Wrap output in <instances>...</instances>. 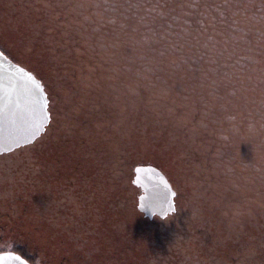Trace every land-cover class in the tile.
I'll return each mask as SVG.
<instances>
[{
	"label": "rangeland",
	"instance_id": "374dc122",
	"mask_svg": "<svg viewBox=\"0 0 264 264\" xmlns=\"http://www.w3.org/2000/svg\"><path fill=\"white\" fill-rule=\"evenodd\" d=\"M1 42L50 99L43 154L0 170L42 264H264V0H0ZM138 161L173 212H138Z\"/></svg>",
	"mask_w": 264,
	"mask_h": 264
},
{
	"label": "water",
	"instance_id": "95a60500",
	"mask_svg": "<svg viewBox=\"0 0 264 264\" xmlns=\"http://www.w3.org/2000/svg\"><path fill=\"white\" fill-rule=\"evenodd\" d=\"M44 115L49 119L41 123ZM50 120L49 98L41 80L0 50V156L33 144L44 134ZM172 193L166 186L154 195L157 215L164 217L174 211L175 193ZM142 198L143 195L138 200L139 208L149 212V204L141 206Z\"/></svg>",
	"mask_w": 264,
	"mask_h": 264
},
{
	"label": "trees",
	"instance_id": "16d2710c",
	"mask_svg": "<svg viewBox=\"0 0 264 264\" xmlns=\"http://www.w3.org/2000/svg\"><path fill=\"white\" fill-rule=\"evenodd\" d=\"M0 44H2V42ZM49 105H50V99H49ZM51 122H52V118L47 128H50ZM35 142L31 145L19 148L4 156H0V170L2 169L7 174L12 173L14 175V173H22L24 172L25 169H28V168H22V167H26V166H22L18 168V170H15V168L13 167L15 163L10 162V160L13 156L18 155L20 153H31V154L34 153L37 157H39V155L43 153L41 151V146L39 145V149H38V147H36L37 144H35ZM37 153H39V155ZM31 154L29 156H31ZM132 165H131L132 173H133V177L131 181L132 185L135 186L138 190L139 188H143L145 190V194L148 199H153L154 195L162 191L166 186H169L171 190H173L171 182L168 180V178L165 175L162 174V172L157 171V166L151 163H148V162L145 163L142 161H138ZM136 168L141 169L140 173H137L135 171ZM32 173H35L34 167H33ZM28 179L30 182H33L35 178L34 177L32 178V176H30V178ZM25 180L27 181V179ZM1 188H3V190L8 191V189L4 188V186H0V190ZM0 195H1V192H0ZM14 197L16 200H22L19 198V196H17V194H15ZM9 206L11 205L9 204ZM137 210L138 212L143 213L145 216L149 218L154 216L153 214L149 212L140 210L139 204H138V197H137ZM10 231L11 229H9L8 223L0 224V251H13L19 254L20 256H22L24 259H26L31 264L44 263L40 260V256L38 252L39 248H37L34 245V243L32 244L28 242V240L22 238L21 234L17 232H14L13 234L10 233L11 234L10 235L9 234ZM4 234H6L7 236H4ZM154 264H164V254L163 253L156 254V256L154 257Z\"/></svg>",
	"mask_w": 264,
	"mask_h": 264
},
{
	"label": "snow or ice",
	"instance_id": "6c2138e0",
	"mask_svg": "<svg viewBox=\"0 0 264 264\" xmlns=\"http://www.w3.org/2000/svg\"><path fill=\"white\" fill-rule=\"evenodd\" d=\"M44 119H49V117H47L46 115L42 116L41 123H43ZM135 171L137 173H140L141 169L136 168ZM172 195H174V193H172ZM0 264H26V261H24L21 256L17 255L13 251H0Z\"/></svg>",
	"mask_w": 264,
	"mask_h": 264
},
{
	"label": "flooded vegetation",
	"instance_id": "af4514ba",
	"mask_svg": "<svg viewBox=\"0 0 264 264\" xmlns=\"http://www.w3.org/2000/svg\"><path fill=\"white\" fill-rule=\"evenodd\" d=\"M160 192H158V193H156V195L157 194H159ZM143 195V199H142V204H141V206L143 205V204H149L150 205V210H149V213H151V214H153V215H157L156 214V212L158 211L157 210V205H156V201H155V199H154V202H153V199H148L147 198V196H146V194H145V190L143 189V188H139V194H138V200H139V198L141 197ZM155 195V196H156ZM139 204V203H138Z\"/></svg>",
	"mask_w": 264,
	"mask_h": 264
}]
</instances>
